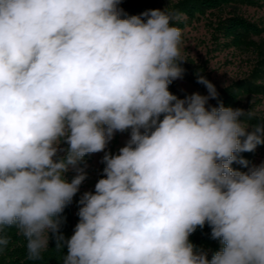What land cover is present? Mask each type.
I'll list each match as a JSON object with an SVG mask.
<instances>
[{
  "label": "clouds",
  "instance_id": "9594fccd",
  "mask_svg": "<svg viewBox=\"0 0 264 264\" xmlns=\"http://www.w3.org/2000/svg\"><path fill=\"white\" fill-rule=\"evenodd\" d=\"M121 2L0 0V254L14 227L30 260L51 234L62 264H264V162L238 160L264 127L249 131L250 110L208 107L218 92L204 76L208 95L172 94L186 60L176 13L122 18ZM129 130L65 238L86 179L76 166ZM205 224L222 244L211 259L189 240Z\"/></svg>",
  "mask_w": 264,
  "mask_h": 264
},
{
  "label": "rangeland",
  "instance_id": "374dc122",
  "mask_svg": "<svg viewBox=\"0 0 264 264\" xmlns=\"http://www.w3.org/2000/svg\"><path fill=\"white\" fill-rule=\"evenodd\" d=\"M197 0H158L156 9H170L176 13L174 26L182 30V54L186 59L183 63L184 75L173 81L177 97L184 99L192 93L208 95L207 88L202 89L194 84L193 78L204 76L215 85L218 98L222 90L233 88L240 90L239 100L241 109L255 113L251 120L241 117L252 126L259 124L264 127V0H231L230 4L220 9L205 11L204 14L190 16L188 8ZM238 17L257 26L258 35H251L238 46L222 33V21ZM254 43V44H253ZM210 99L208 107L218 100ZM264 139V133L261 134ZM130 138V130L115 132L104 151L87 154L77 168L83 169L86 179L79 186L73 197V206L76 213L79 211V200L85 192H94L95 184L104 178L105 164L102 158L105 152L118 155ZM66 148V144H61ZM243 158L249 166L264 162V143L257 145L253 152L238 154V160ZM231 167L238 171H247V167L238 161ZM77 175L74 168L64 174L70 182Z\"/></svg>",
  "mask_w": 264,
  "mask_h": 264
},
{
  "label": "trees",
  "instance_id": "16d2710c",
  "mask_svg": "<svg viewBox=\"0 0 264 264\" xmlns=\"http://www.w3.org/2000/svg\"><path fill=\"white\" fill-rule=\"evenodd\" d=\"M230 2L231 0H197L191 3L188 12L190 16L204 14L205 11L216 10L223 6H227ZM157 3L158 0H122L119 7L123 9L122 18H124L140 15L146 10L156 9ZM220 28H222L221 31L224 33L225 37L238 46L242 45L249 36L258 35L260 32L257 26L238 17H230L222 21ZM181 67L183 68V63H181ZM197 77L198 76L194 77L192 81H194V84L204 89L205 86L197 82ZM169 91L177 95L174 83L169 86ZM239 92L240 90H234L233 88L222 90L218 100L213 106L218 107L222 103L225 107L240 108L241 102L239 100ZM62 216L64 218V223L61 226V232L65 238H70L74 233L75 225L79 221L73 202L65 207ZM5 234L10 237V243L4 249V252L0 254V264H62V256L67 253L66 247L62 252H58L55 249V239L49 234V248L42 253L41 259L30 260L28 259L26 240L24 237L19 235L14 227L6 229ZM189 240L197 249L206 251L209 259H211L214 252L222 249L220 241L211 238V228L207 224H205L203 228L198 227L196 231L190 235Z\"/></svg>",
  "mask_w": 264,
  "mask_h": 264
}]
</instances>
